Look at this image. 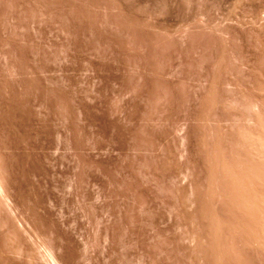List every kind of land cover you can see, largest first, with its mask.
<instances>
[{"label":"rangeland","instance_id":"1","mask_svg":"<svg viewBox=\"0 0 264 264\" xmlns=\"http://www.w3.org/2000/svg\"><path fill=\"white\" fill-rule=\"evenodd\" d=\"M0 264H264V0H0Z\"/></svg>","mask_w":264,"mask_h":264}]
</instances>
